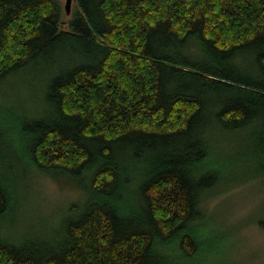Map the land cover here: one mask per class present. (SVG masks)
Here are the masks:
<instances>
[{
    "label": "trees",
    "instance_id": "trees-1",
    "mask_svg": "<svg viewBox=\"0 0 264 264\" xmlns=\"http://www.w3.org/2000/svg\"><path fill=\"white\" fill-rule=\"evenodd\" d=\"M75 1L0 0V264H175L264 186V0ZM39 175L77 186L48 235L18 229Z\"/></svg>",
    "mask_w": 264,
    "mask_h": 264
},
{
    "label": "rangeland",
    "instance_id": "rangeland-1",
    "mask_svg": "<svg viewBox=\"0 0 264 264\" xmlns=\"http://www.w3.org/2000/svg\"><path fill=\"white\" fill-rule=\"evenodd\" d=\"M66 13V0H58ZM76 1L72 4V9ZM7 86H1L4 91ZM4 96V97H3ZM5 94L0 91V103ZM240 133L220 135L228 140L221 150L233 154L246 150L237 146ZM245 145V144H244ZM76 184L62 175L35 177L33 196L20 205V231L48 235L66 214L64 208L73 199ZM81 197L78 196L76 200ZM203 216L189 224L196 231L197 251L187 256L180 253L175 264H264V186L261 182L239 185L212 199ZM7 227L6 234L14 231Z\"/></svg>",
    "mask_w": 264,
    "mask_h": 264
},
{
    "label": "water",
    "instance_id": "water-1",
    "mask_svg": "<svg viewBox=\"0 0 264 264\" xmlns=\"http://www.w3.org/2000/svg\"><path fill=\"white\" fill-rule=\"evenodd\" d=\"M75 0H66V4H65V10L67 14H70L72 11V4Z\"/></svg>",
    "mask_w": 264,
    "mask_h": 264
}]
</instances>
